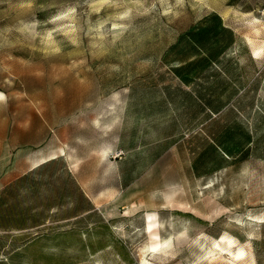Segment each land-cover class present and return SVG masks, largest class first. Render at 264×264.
<instances>
[{
    "label": "rangeland",
    "instance_id": "rangeland-1",
    "mask_svg": "<svg viewBox=\"0 0 264 264\" xmlns=\"http://www.w3.org/2000/svg\"><path fill=\"white\" fill-rule=\"evenodd\" d=\"M0 264H264V0H0Z\"/></svg>",
    "mask_w": 264,
    "mask_h": 264
},
{
    "label": "trees",
    "instance_id": "trees-1",
    "mask_svg": "<svg viewBox=\"0 0 264 264\" xmlns=\"http://www.w3.org/2000/svg\"><path fill=\"white\" fill-rule=\"evenodd\" d=\"M196 35V31L194 30H189L185 33V36L188 37L190 40H193V38ZM183 90V89H182ZM212 93H208L207 94V98L203 97L204 99V104L206 106V108L211 112V113H216L218 112V110H220V108H222V106L224 105V102L219 103V105L217 107H211V105L209 104L210 100L214 97H212ZM222 150V149H221ZM224 152V151H223ZM224 153H226L228 155V153L225 151Z\"/></svg>",
    "mask_w": 264,
    "mask_h": 264
},
{
    "label": "bare ground",
    "instance_id": "bare-ground-1",
    "mask_svg": "<svg viewBox=\"0 0 264 264\" xmlns=\"http://www.w3.org/2000/svg\"><path fill=\"white\" fill-rule=\"evenodd\" d=\"M158 244V243H157ZM156 246V245H155Z\"/></svg>",
    "mask_w": 264,
    "mask_h": 264
}]
</instances>
